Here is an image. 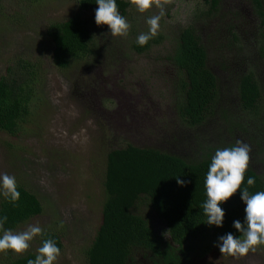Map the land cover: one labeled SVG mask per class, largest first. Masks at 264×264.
<instances>
[{
  "label": "trees",
  "instance_id": "1",
  "mask_svg": "<svg viewBox=\"0 0 264 264\" xmlns=\"http://www.w3.org/2000/svg\"><path fill=\"white\" fill-rule=\"evenodd\" d=\"M165 1L159 0L163 6ZM184 1L196 4L189 23L173 26L164 11L156 36L144 46L136 38L148 32L146 19L156 7L141 13L132 0H116L130 24L125 37L113 36L107 25H96L95 0H79L75 16L46 28L52 62L61 70L82 63L121 69L126 61L145 58L154 78L152 89H163L160 95L167 97L175 115L176 143L199 142L192 131L211 123L216 128L207 133L215 135V141L195 144L199 154L194 158L131 143L109 151L102 223L86 250L87 264H197L219 236L241 235L232 227L244 217L239 190L221 205L223 227L205 224L202 208L211 157L237 140L250 147L241 187L253 194L264 191V0ZM29 89L20 79L0 78V132L17 135L30 116ZM249 177L255 181L251 186L246 183ZM176 178L186 185H178ZM17 190L18 201L4 196L0 202V216L7 217L3 227L12 231L44 212L35 193L18 184ZM155 218L165 231L156 228ZM49 238L61 252L62 239L56 233H43L40 246ZM36 255L9 264H29Z\"/></svg>",
  "mask_w": 264,
  "mask_h": 264
},
{
  "label": "rangeland",
  "instance_id": "2",
  "mask_svg": "<svg viewBox=\"0 0 264 264\" xmlns=\"http://www.w3.org/2000/svg\"><path fill=\"white\" fill-rule=\"evenodd\" d=\"M78 4L4 0L0 6V78L20 79L31 91V114L17 135L0 132V173L14 176L41 200L43 214L13 232L38 225L42 234H58L63 249L53 264H87L86 250L102 223L110 150L131 143L194 158L199 154L196 143L208 146L215 141V135H207L216 130L212 123L192 131L199 142L182 145L173 140L178 136L175 115L167 97L160 95L163 89H152L154 78L145 58L126 61L121 69L85 63L57 68L46 28L75 16ZM195 7L184 0H166L164 11L172 18L167 22L185 26ZM152 11L156 15L159 10ZM3 197L0 190V202ZM155 226L166 230L157 218ZM40 239L34 237L22 253L0 251V264L38 254ZM214 245L197 264H264V245L243 256L221 253Z\"/></svg>",
  "mask_w": 264,
  "mask_h": 264
},
{
  "label": "clouds",
  "instance_id": "3",
  "mask_svg": "<svg viewBox=\"0 0 264 264\" xmlns=\"http://www.w3.org/2000/svg\"><path fill=\"white\" fill-rule=\"evenodd\" d=\"M136 9L143 13L151 7L158 8L159 14L152 15L146 19L149 25L147 33H141L136 38V43L144 46L150 39L156 36L160 27L159 21L164 16V6L159 0H132ZM97 8L94 21L97 26L107 25L113 36L125 37L128 35L130 24L122 16L117 7L116 0H95ZM249 145L237 140L231 147L217 149L211 157L204 187L206 190V201L202 204L203 213L209 227H223L225 211L221 207L233 194L239 190L240 199L245 205L243 221L234 220L232 227L241 235L232 232L225 233L217 238L214 246L221 253L243 256L249 250L255 251V246L264 245V191L250 193L248 187H241L245 178V171L249 166ZM180 186L186 185L187 181L176 178ZM254 179L249 177L247 185L254 184ZM0 190L11 202L15 203L20 198L17 190V182L14 176L0 173ZM7 221L6 216H0V251L13 250L22 253L30 246L29 242L34 237L42 235V229L38 225H30L27 230L13 232L4 228ZM38 254L29 264H53L60 255V248L56 242L49 238L42 241L38 248Z\"/></svg>",
  "mask_w": 264,
  "mask_h": 264
}]
</instances>
